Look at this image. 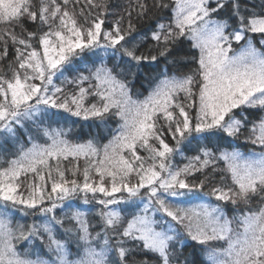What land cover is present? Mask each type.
I'll use <instances>...</instances> for the list:
<instances>
[{"label": "snow or ice", "instance_id": "6c2138e0", "mask_svg": "<svg viewBox=\"0 0 264 264\" xmlns=\"http://www.w3.org/2000/svg\"><path fill=\"white\" fill-rule=\"evenodd\" d=\"M0 264H264V0H0Z\"/></svg>", "mask_w": 264, "mask_h": 264}, {"label": "trees", "instance_id": "16d2710c", "mask_svg": "<svg viewBox=\"0 0 264 264\" xmlns=\"http://www.w3.org/2000/svg\"><path fill=\"white\" fill-rule=\"evenodd\" d=\"M187 46V45H186ZM100 55H103V53H100ZM91 62H92V58L90 57H86L85 60L80 63L78 65V67L81 70H84L86 67H90L91 66ZM98 62V61H97ZM163 65V61H161V66ZM194 67V65H193ZM154 72V69L150 68V67H145L143 73L139 74L137 76L136 81L134 82V89H138L140 92H142L144 95H147L148 93V80L145 79L146 76H149L150 74H152ZM66 75H71L70 73H66ZM73 121H77V123H73ZM63 126L66 129H71V131L68 134V139L71 141H75L76 143H83L89 139H92V137L96 134L97 129H95L94 127H89V124L86 122H83L80 120V118H76V117H72L71 120H69L67 123H64ZM114 126V125H113ZM107 142V137H105L102 140V143H106ZM249 146H242L241 147V151H245L247 152ZM195 153L192 151H188L185 150L184 155L185 156H192ZM186 161L183 160L181 157H177L176 158V163L178 164H183ZM82 164V161H81ZM228 214L231 215L232 211H231V207H229L227 209ZM186 254H191L193 253V247L192 245L189 243L185 249H184ZM199 258V257H197Z\"/></svg>", "mask_w": 264, "mask_h": 264}, {"label": "rangeland", "instance_id": "374dc122", "mask_svg": "<svg viewBox=\"0 0 264 264\" xmlns=\"http://www.w3.org/2000/svg\"><path fill=\"white\" fill-rule=\"evenodd\" d=\"M142 98V97H141ZM75 142V141H74ZM141 155H144V153L143 152H141ZM30 222V221H29Z\"/></svg>", "mask_w": 264, "mask_h": 264}]
</instances>
